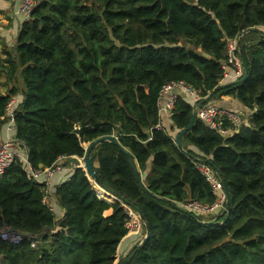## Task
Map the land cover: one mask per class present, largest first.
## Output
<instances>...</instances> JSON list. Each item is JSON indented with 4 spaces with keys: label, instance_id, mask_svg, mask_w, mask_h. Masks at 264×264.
Instances as JSON below:
<instances>
[{
    "label": "trees",
    "instance_id": "trees-1",
    "mask_svg": "<svg viewBox=\"0 0 264 264\" xmlns=\"http://www.w3.org/2000/svg\"><path fill=\"white\" fill-rule=\"evenodd\" d=\"M263 26L264 0H35L13 54L0 62L8 86L0 132L15 100V139L34 170L84 158L85 145L115 136L149 194L111 143L91 152L92 166L104 189L141 211L150 236L141 246V236L128 237L131 248L118 256L127 236L121 203L81 168L48 190L14 160L0 178V234L24 239H0V264H119L132 253L126 264H264ZM242 33L247 75L224 80L233 73L227 44ZM178 81L202 102L236 100L242 125L222 136L195 117L186 130L194 108L178 93L167 128H157L159 91ZM197 159L219 171L229 193V206L209 217L171 206L214 202Z\"/></svg>",
    "mask_w": 264,
    "mask_h": 264
},
{
    "label": "built area",
    "instance_id": "built-area-1",
    "mask_svg": "<svg viewBox=\"0 0 264 264\" xmlns=\"http://www.w3.org/2000/svg\"><path fill=\"white\" fill-rule=\"evenodd\" d=\"M35 6V0H19V13L24 16V23L28 22ZM264 32V26L262 27ZM239 36L233 40H230L226 47L227 62L225 65L233 68V73L224 72L223 78L230 77L232 80L237 81L243 75V66L239 54ZM223 66L225 69L226 66ZM178 93H183L187 96L193 105V110L196 112V118L203 122L208 128L218 132L222 136H227L232 129L238 128L243 123V118L238 113L230 111L225 108H221L214 103H202V98L198 92L183 82H168L164 84L158 94V112L161 119L170 118L173 115L174 105L178 96ZM12 101L6 109V119L12 123L13 111L11 109ZM229 122V127L224 128L223 122ZM13 127V124H12ZM14 128V127H13ZM157 128H163L162 122L158 124ZM21 143L16 139H11L0 143V178L3 176L5 170L10 164L17 160L28 171L31 178L38 183L46 186L48 176L61 172L62 163L65 158H59L57 164H54L50 168L43 170H34L31 168L27 157H23L18 150L21 148ZM75 158V157H73ZM77 168L83 165L84 158H75ZM196 169L201 173L205 180L210 184L213 194L216 196L214 202L211 204H202L196 201L187 202L180 207L187 210L190 213L207 217L216 214L221 209H224L225 197L222 190V185L218 177L215 175L213 169L204 163L197 162L195 164ZM44 177V179H40ZM46 196L44 197V200ZM127 219L124 223L127 235L143 236V224L140 217L129 207L122 205ZM0 239L9 242L12 245H18L22 242L24 237L21 234L4 229L0 234ZM28 239L31 242V248H35L37 241L35 236H29Z\"/></svg>",
    "mask_w": 264,
    "mask_h": 264
},
{
    "label": "crops",
    "instance_id": "crops-1",
    "mask_svg": "<svg viewBox=\"0 0 264 264\" xmlns=\"http://www.w3.org/2000/svg\"><path fill=\"white\" fill-rule=\"evenodd\" d=\"M23 24L24 16L19 13V0H0V62L5 60L9 54H13L16 38ZM224 80L233 81L230 77H226ZM7 89L8 86L5 82V75L0 69V95H4ZM15 102V100H12V105H14ZM216 104L229 108L230 110L232 109L236 113L242 111V106L236 100L229 97H221L220 100L216 101ZM166 122H168L167 118H163V128L166 127ZM11 139H15L14 128L12 127V123L6 120L0 132V140L1 142H5ZM18 152L23 157H26L24 149H20ZM74 168H77L75 158L64 160L62 164V171L48 176L46 184L47 189L50 190L54 184L62 181V179L67 180L69 178V173H71ZM45 202L48 203V199L45 200ZM58 230L59 229H56V231ZM131 236L137 235H127L124 238V241L122 240L123 242L120 243L118 256L122 252H124L122 254L127 253V251L131 248V244L129 243V240H127L128 237Z\"/></svg>",
    "mask_w": 264,
    "mask_h": 264
},
{
    "label": "water",
    "instance_id": "water-1",
    "mask_svg": "<svg viewBox=\"0 0 264 264\" xmlns=\"http://www.w3.org/2000/svg\"><path fill=\"white\" fill-rule=\"evenodd\" d=\"M253 31H254V30H253ZM247 32H249V30H248V31H245L244 33H247ZM242 35H243V33L240 34V35H238L239 38H240ZM241 62H242V60H241ZM242 66H243V77H242L241 80L245 79V77H246V75H247L246 66H244L243 63H242ZM238 82H239V81H238ZM207 101H208V99H205L202 103H207ZM195 117H196V112L193 110V112H192V118H191L190 124L188 125V127L186 128V130H189V129L191 128V126H192V124H193V122H194ZM186 130H184L183 132L179 133V134L176 136L175 140H174V143H175L176 147H178L179 149H182V144H181V142H180V139H181L182 135L185 133ZM146 134L148 135V133H146ZM104 142H108V143L113 144L114 146H117L118 149L120 150V152H122V153L127 157L128 162H129V165H130V168H131V171H132V175H133V178H134L135 182L138 184L139 188H140L143 192L149 194L148 191H147V190L144 188V186L142 185V183H141V181H140V179H139V177H138L137 169H136V165H135V163H134V160L132 159V157H131V156H130V155H129L124 149H122V148L119 146V144H118V142H117L115 136L102 137V138H99V139L95 140V141L92 142L91 144H88V145L86 146V153H85V157H84V160H83V165L80 166L79 168H81V169L85 172L86 177L88 178V180H89L94 186H96V187L102 189L104 192H106L107 194H109L110 196H112V197L114 198L113 202H114V201H117V202L121 203L122 205L129 207L131 210H133V211H134V212L140 217V219H141V221H142V224H143V228H144V234H143L141 240H140L139 243H138V246H141L142 244H144V243L149 239V236H150V229H149V224H148L147 220L145 219V217L142 215L141 211H140L136 206H134V205H132V204H129V203H128L125 199H123L122 197H119V196H117V195H115V194H113V193L107 191L106 189H104V188L100 185V183H99V181H98L97 173H96V171L94 170V168H93V166H92V160H91V157H90L91 152H92L97 146H99L100 144H102V143H104ZM187 155H188V154H187ZM197 161H199L200 163L207 164V165H209V166L211 167V163H206V162L200 161V160H198V159H197ZM211 168L213 169L215 175L218 177V179H219L220 182H221L222 190H223V194H224V197H225V207L227 208V207L229 206V203H230L229 193H228L227 187H226V185L224 184V182L222 181L219 171H218L216 168H214V167H211ZM96 195H97V194H96ZM171 206H172L175 210H177V211H179V212H181V213H183V214H186V215H188V216H192V213L188 212L187 210L183 209V208L180 207V206H176V205H171ZM215 221H216V219H214L213 221L208 222V223L213 224ZM133 255H134V253H132L129 257L124 258L123 260H121V262H120L119 264H126L128 261H130V260L132 259Z\"/></svg>",
    "mask_w": 264,
    "mask_h": 264
},
{
    "label": "bare ground",
    "instance_id": "bare-ground-1",
    "mask_svg": "<svg viewBox=\"0 0 264 264\" xmlns=\"http://www.w3.org/2000/svg\"><path fill=\"white\" fill-rule=\"evenodd\" d=\"M102 190V189H101ZM103 191V190H102ZM104 192V191H103ZM106 193V192H105ZM107 194V193H106ZM107 195H109V194H107ZM110 196V195H109ZM110 197H112V196H110Z\"/></svg>",
    "mask_w": 264,
    "mask_h": 264
},
{
    "label": "rangeland",
    "instance_id": "rangeland-1",
    "mask_svg": "<svg viewBox=\"0 0 264 264\" xmlns=\"http://www.w3.org/2000/svg\"><path fill=\"white\" fill-rule=\"evenodd\" d=\"M87 145H85V147H86Z\"/></svg>",
    "mask_w": 264,
    "mask_h": 264
}]
</instances>
